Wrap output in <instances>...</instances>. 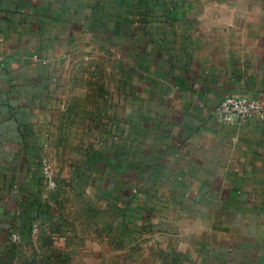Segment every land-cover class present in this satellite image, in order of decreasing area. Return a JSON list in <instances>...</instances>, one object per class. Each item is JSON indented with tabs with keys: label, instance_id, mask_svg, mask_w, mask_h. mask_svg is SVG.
Instances as JSON below:
<instances>
[{
	"label": "crops",
	"instance_id": "obj_1",
	"mask_svg": "<svg viewBox=\"0 0 264 264\" xmlns=\"http://www.w3.org/2000/svg\"><path fill=\"white\" fill-rule=\"evenodd\" d=\"M0 61V237L67 190L70 263L264 264V121L214 117L264 105V0H0Z\"/></svg>",
	"mask_w": 264,
	"mask_h": 264
},
{
	"label": "rangeland",
	"instance_id": "obj_2",
	"mask_svg": "<svg viewBox=\"0 0 264 264\" xmlns=\"http://www.w3.org/2000/svg\"><path fill=\"white\" fill-rule=\"evenodd\" d=\"M67 190L63 192L62 198L60 201L64 200V203L59 204L58 206V216L64 220L51 221L50 225L46 227L42 225L40 234L37 238L32 239L30 234L27 236H22L21 242H15L11 239L10 236L0 237V264H77L70 263L72 259L69 256V253L60 252L57 242L61 243L63 239L67 242H70L72 239V233L70 228L76 227L79 225L73 219V213L76 212L77 208H80L82 214L85 218L89 220V217L92 221V218L95 217L94 214H97L99 211H95L94 208L92 211L89 210L88 206L83 203L81 199L73 198L70 194V199H66ZM87 191L90 192L89 189ZM89 195L88 192L84 193ZM105 195H103L102 199ZM87 201V200H86ZM89 214H91L89 216ZM97 222V228L99 229L100 223L105 221H94ZM68 229V230H66ZM84 262V260H83ZM79 264H92V263H79Z\"/></svg>",
	"mask_w": 264,
	"mask_h": 264
},
{
	"label": "built area",
	"instance_id": "obj_3",
	"mask_svg": "<svg viewBox=\"0 0 264 264\" xmlns=\"http://www.w3.org/2000/svg\"><path fill=\"white\" fill-rule=\"evenodd\" d=\"M214 117L224 126L245 125L254 117H258L264 121V105L261 100L230 95L225 97L218 105L214 112ZM42 176L45 185V195L49 197L58 189L57 172L50 163H46L42 171ZM41 228V222H35L32 224L30 230V236L32 239L38 237ZM10 237L15 242L22 241V235L17 232H13Z\"/></svg>",
	"mask_w": 264,
	"mask_h": 264
},
{
	"label": "trees",
	"instance_id": "obj_4",
	"mask_svg": "<svg viewBox=\"0 0 264 264\" xmlns=\"http://www.w3.org/2000/svg\"><path fill=\"white\" fill-rule=\"evenodd\" d=\"M41 225H42V224H41ZM31 227H32V223H31V225L29 226V234H30Z\"/></svg>",
	"mask_w": 264,
	"mask_h": 264
}]
</instances>
